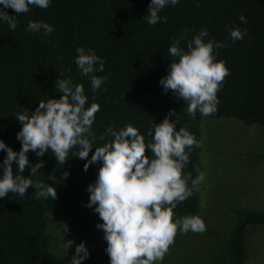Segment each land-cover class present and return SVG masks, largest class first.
I'll use <instances>...</instances> for the list:
<instances>
[{"label":"trees","instance_id":"obj_1","mask_svg":"<svg viewBox=\"0 0 264 264\" xmlns=\"http://www.w3.org/2000/svg\"><path fill=\"white\" fill-rule=\"evenodd\" d=\"M150 3L151 0H51L47 9L32 7L28 13L19 14L15 30L0 22V140L14 151L21 150L17 134L22 125L15 115L25 110L34 112L39 101L60 99L63 94L56 90L55 81L63 71L64 78L83 85L88 97L86 107L92 103L100 106L93 124L94 147L103 146L111 139L99 137L113 123L117 130L128 124L138 128L147 144L151 139L147 132L152 124H160L174 109L176 116L171 119L182 117L176 130L184 126L203 143L202 148H194L190 163L183 170L193 178L198 174L197 169L206 176L210 174L204 162L203 123L207 121L236 120L260 136L248 144L256 143L264 149V0H180L179 4L161 11L167 22L155 26L143 20ZM5 11L17 15L12 9ZM240 15L247 18L246 24L240 22ZM29 21L46 22L55 31L50 36L26 31ZM229 26L242 32L246 29L247 35L233 44ZM204 28L209 32L208 39L227 43V47L214 49V54L218 53V61L225 62L229 75L217 93L220 101L217 112L208 117L197 112L193 119L184 102L171 91L165 94L159 82L168 74L173 57L167 49L174 40L187 31L180 44L186 50L187 41ZM78 47L94 49L105 61L104 72L96 75L107 80L96 93L75 64ZM230 123L236 124L232 121L226 125ZM145 154L153 156L147 149ZM232 155L238 154L228 156ZM5 157L6 152L0 151V163ZM28 157L30 165L40 162L44 165L32 179L56 187L58 198L37 200L35 189L29 188L23 197L9 193L0 199V264H71V255L81 242H86L90 250V258L83 264H110L104 232L96 227L102 221L99 214L86 206L87 188L95 182L102 164H93L85 172L87 161L72 157L71 153L64 165H58L51 150L43 157L30 151ZM260 161L264 163V155ZM13 167L15 174V163ZM69 171L70 176L63 179V174ZM22 175L30 178L31 168L26 167ZM200 187L199 192L173 210V222L187 215L202 216L204 182ZM233 199L236 204L240 202L237 196ZM228 210L218 214L215 221L210 215L205 216L203 233L181 234L178 228L171 245L177 252L178 264L250 262L248 236L255 228H264V211L239 209L234 204ZM57 220L59 223L54 222ZM65 222L70 230L64 234ZM58 239L62 241L58 243ZM67 240H75L76 245L65 248ZM196 242L198 245L193 250Z\"/></svg>","mask_w":264,"mask_h":264},{"label":"clouds","instance_id":"obj_2","mask_svg":"<svg viewBox=\"0 0 264 264\" xmlns=\"http://www.w3.org/2000/svg\"><path fill=\"white\" fill-rule=\"evenodd\" d=\"M179 3L180 0H151L143 20L152 26L166 23L168 18L161 16V11ZM50 4L51 0H0V22L15 30L19 14L28 13L32 7L47 9ZM6 9L14 10L17 15H9ZM239 20L247 23L244 15H240ZM26 31L50 36L55 29L46 22L29 21ZM228 31L233 44L247 35L246 29L242 32L229 26ZM187 35L186 31L167 49L173 59L168 74L159 83L165 94L171 91L184 102L193 119L197 112L208 117L217 112L220 102L217 93L229 75L225 62L217 60L218 53L214 54V49L228 45L208 39L209 32L204 28L187 41L185 50L180 44ZM76 53L78 71L90 80L91 91L96 93L107 80V77L96 75L104 72L105 61L92 48L78 47ZM59 76L55 86L63 94L60 99L39 101L34 112L25 110L15 115L22 125L17 134L21 150L14 151L0 140V151L6 152L3 163H0L3 170L0 174V199L9 193L23 197L29 188H33L37 200H57L56 187L32 179L44 165L43 162L30 165V151L43 157L51 150L58 165H64L71 153L72 157L87 161L85 172L91 165L101 163L95 182L87 188L89 201L86 206L99 214L102 221L96 227L104 232L105 252L110 264H162L175 242L178 228L181 234L206 231L205 222L198 215H187L173 222V210L194 192H199L206 178V173L199 169L195 178L183 172L190 163L194 148L203 147L202 141L184 126L176 130V124L182 117L177 116L173 121L171 118L176 116L173 109L160 124H152L147 132L151 138L147 144L138 128L128 124L117 130L113 123L99 137L100 140L111 139L103 146L94 147L96 135L93 124L100 106L92 103L86 107L88 97L83 85L64 78L63 71ZM146 149L151 151L152 157L145 154ZM26 167L31 168L30 178L22 175ZM69 176L70 171L65 172L63 179ZM62 230L64 234L70 230L66 222ZM73 245H76L75 240L64 241L67 249ZM89 258L90 250L86 242H81L76 245L75 254L71 255V264H83Z\"/></svg>","mask_w":264,"mask_h":264},{"label":"rangeland","instance_id":"obj_3","mask_svg":"<svg viewBox=\"0 0 264 264\" xmlns=\"http://www.w3.org/2000/svg\"><path fill=\"white\" fill-rule=\"evenodd\" d=\"M232 121L236 124L226 125ZM203 124L205 128L204 162L210 174L204 180L206 189L205 198L204 193L202 194L204 198L202 220L206 223L205 216L210 215L209 217L215 221L218 214L228 213L230 211L228 208L232 207V204L239 209L264 211V163L260 161L264 155V149L262 146L259 148L256 143H252L251 146L248 144L250 140L260 139L258 133L244 128L243 124L236 120L207 121ZM245 151L255 153V155L245 153ZM223 152L224 154H221ZM233 153L238 155L228 156ZM218 180H221L219 184ZM235 196L240 201L239 203L237 201V204L233 199ZM217 200L223 201L219 204L215 202ZM54 222L59 223L58 220ZM93 223L96 225L94 219ZM100 231L103 232V230ZM248 240L250 241L248 249L250 262L248 264H264V228H255L249 234ZM61 241L62 239H58V243ZM196 245L198 242L193 243V250H196ZM176 259L175 247L170 246L162 264H178Z\"/></svg>","mask_w":264,"mask_h":264}]
</instances>
